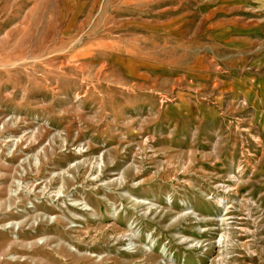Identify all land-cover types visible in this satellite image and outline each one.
<instances>
[{
    "label": "rangeland",
    "instance_id": "obj_1",
    "mask_svg": "<svg viewBox=\"0 0 264 264\" xmlns=\"http://www.w3.org/2000/svg\"><path fill=\"white\" fill-rule=\"evenodd\" d=\"M0 264H264V0H0Z\"/></svg>",
    "mask_w": 264,
    "mask_h": 264
},
{
    "label": "bare ground",
    "instance_id": "obj_2",
    "mask_svg": "<svg viewBox=\"0 0 264 264\" xmlns=\"http://www.w3.org/2000/svg\"><path fill=\"white\" fill-rule=\"evenodd\" d=\"M102 164V163H101ZM101 167V166H100Z\"/></svg>",
    "mask_w": 264,
    "mask_h": 264
}]
</instances>
